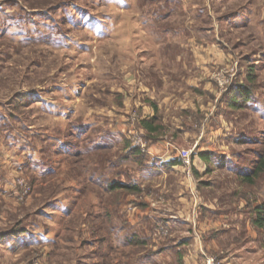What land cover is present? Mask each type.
<instances>
[{
    "label": "rangeland",
    "instance_id": "1",
    "mask_svg": "<svg viewBox=\"0 0 264 264\" xmlns=\"http://www.w3.org/2000/svg\"><path fill=\"white\" fill-rule=\"evenodd\" d=\"M263 156L264 0H0V264H264Z\"/></svg>",
    "mask_w": 264,
    "mask_h": 264
},
{
    "label": "trees",
    "instance_id": "2",
    "mask_svg": "<svg viewBox=\"0 0 264 264\" xmlns=\"http://www.w3.org/2000/svg\"><path fill=\"white\" fill-rule=\"evenodd\" d=\"M240 97L243 98V100L245 99V102H249V98L251 97V94L250 93H245L244 91L242 90H239L236 92ZM246 95V96H245ZM238 98V96H237ZM237 98H233V100L231 101V106L234 107V108H240L241 106H239L238 102H237ZM148 131H151V132H155L157 131L156 128L152 127V125L149 123L147 124V126L145 127ZM205 155H203L204 157ZM181 163L180 160H173L172 162H169L168 165L169 167H174L176 164H179ZM264 171V156L260 159L259 163L257 164L253 174L254 175H258L260 173H262ZM249 181H252L251 178L250 179H247ZM126 187V186H125ZM111 188L114 190H117V189H123L124 186L122 184H113L111 186ZM256 220H255V224L257 227H259L260 229H262L264 231V204L257 207L256 208Z\"/></svg>",
    "mask_w": 264,
    "mask_h": 264
},
{
    "label": "built area",
    "instance_id": "3",
    "mask_svg": "<svg viewBox=\"0 0 264 264\" xmlns=\"http://www.w3.org/2000/svg\"><path fill=\"white\" fill-rule=\"evenodd\" d=\"M188 157V156H187Z\"/></svg>",
    "mask_w": 264,
    "mask_h": 264
}]
</instances>
